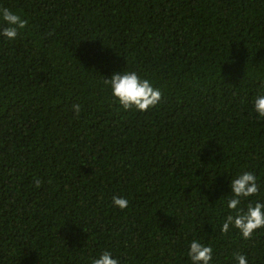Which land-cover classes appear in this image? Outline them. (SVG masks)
I'll list each match as a JSON object with an SVG mask.
<instances>
[{
    "label": "trees",
    "instance_id": "trees-1",
    "mask_svg": "<svg viewBox=\"0 0 264 264\" xmlns=\"http://www.w3.org/2000/svg\"><path fill=\"white\" fill-rule=\"evenodd\" d=\"M0 7L28 20L15 40L0 35V264H91L103 251L192 264L193 239L210 264L238 252L264 264V228L221 232L239 174L259 185L241 207L264 203V0ZM115 71L149 79L160 102L123 109L103 84Z\"/></svg>",
    "mask_w": 264,
    "mask_h": 264
},
{
    "label": "clouds",
    "instance_id": "clouds-1",
    "mask_svg": "<svg viewBox=\"0 0 264 264\" xmlns=\"http://www.w3.org/2000/svg\"><path fill=\"white\" fill-rule=\"evenodd\" d=\"M0 20L3 21V24L0 25V35L8 40H15L20 30L25 29L28 25L27 19L7 7H0ZM103 84L110 88L112 96L125 110L135 108L145 112L156 106L162 96L160 88L154 87L149 79L141 78L135 71H115L109 78L104 79ZM253 105L258 118H264V92L255 97ZM73 110L78 117L80 105H73ZM40 183L39 179L34 180L36 187H39ZM258 192L257 177L251 171H244L231 180L232 196L227 200V208L235 212V215L226 216L221 226L222 233H227L231 225L238 229L242 237L247 240L257 229L264 228V203L250 202L246 207H241L242 200L257 195ZM112 201L114 206L120 209H125L129 205L128 199L121 196L114 195ZM187 255L192 264H210L213 258V249L210 245L206 246L193 239ZM234 256L237 264H248L245 255L238 252ZM91 264H120V262L109 251H103L98 258L92 259Z\"/></svg>",
    "mask_w": 264,
    "mask_h": 264
}]
</instances>
